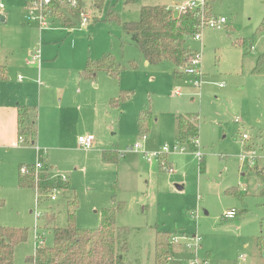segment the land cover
<instances>
[{"label": "rangeland", "instance_id": "1", "mask_svg": "<svg viewBox=\"0 0 264 264\" xmlns=\"http://www.w3.org/2000/svg\"><path fill=\"white\" fill-rule=\"evenodd\" d=\"M56 1L49 16L43 10L48 26L41 28L28 18L26 0H0V49H34L42 44L44 69L51 64L50 79L42 82L53 89L51 104L62 105L54 112L59 119L55 135L64 139L48 148L54 163L45 167L53 166L52 173L72 183L79 201L78 228L99 229L102 211L121 202L117 228L127 230L117 248L128 244L125 264H155L158 227L173 234H181L176 231L181 229L188 235L198 234L204 253L211 254V264H236L242 256L247 257L243 264H264V256H258L255 247V239L264 236V181L256 174L264 178V76L253 74L264 54V0H208L205 21L224 18L226 26L222 30L206 26L201 41L188 40L189 48L200 55L201 88L194 87L187 75L176 78L177 68L169 61L146 66L120 25L94 23L102 16L92 9L90 0H84L86 4L82 0L81 6L88 25L80 26L81 15L73 21L76 28L63 29L60 24L72 17L58 4L65 0ZM125 1L115 0L122 22L139 21L142 6H177L178 13V6L189 0H139L128 6ZM112 35L125 42L122 61L128 70L120 80L100 74L94 82L80 81L79 72L89 58L97 60L111 51ZM129 62L136 63L137 69ZM62 83L65 92L60 90ZM179 87L180 96L175 94ZM105 90L113 91V98L120 97L121 91L132 96L115 107L97 99V92ZM142 113L150 120L145 140L139 130ZM187 114L200 118L203 171L194 144L179 140L177 117ZM243 135L249 140H243ZM87 136L95 139L90 150L78 144L80 137ZM141 142L149 154L165 147L185 148L186 153L171 152L162 156V162L149 163L131 150ZM113 151L119 153L118 163L104 162L103 153ZM251 151L258 156L254 168L243 162ZM37 159L35 150H29L25 161L35 164ZM34 192L17 183L0 192L5 201L0 227L28 230V239L16 247L15 264H26L27 257L34 255L36 243L41 242L37 235L46 246L53 244L49 215L55 214V227L66 225V198L56 194L53 201L50 194L38 206L42 218L37 219ZM228 212H236L237 217L226 220ZM178 252L168 264H185Z\"/></svg>", "mask_w": 264, "mask_h": 264}, {"label": "trees", "instance_id": "2", "mask_svg": "<svg viewBox=\"0 0 264 264\" xmlns=\"http://www.w3.org/2000/svg\"><path fill=\"white\" fill-rule=\"evenodd\" d=\"M29 2L30 0H27V4ZM91 2L99 15L103 14L95 23L105 22L120 25L123 34L131 38L132 44L149 65H159L169 61L177 68L174 71L176 78H179L184 70L191 65L195 52L189 48L188 40L201 32L203 23L202 15L198 11L178 12V16L175 17V10H170L165 6H143L139 21L122 22L121 13L117 9L115 0H91ZM138 2L139 0H126L125 5H133ZM58 4L66 9L72 17L64 21L65 26L74 28L76 23L73 21L81 16L82 0H79L76 6H73L68 0L60 1ZM55 5L50 7L55 8ZM207 16L206 12V18ZM124 47L125 43L122 38L112 35L111 51L97 60L89 58L80 73L81 78L94 81L99 73L104 72L112 78L120 80L126 69L122 64ZM252 49L246 50V54ZM129 64L132 68L137 69L138 67L134 62ZM253 74L264 76V54L258 58L253 68ZM131 96V93L121 91L120 97L111 99L109 104L120 107ZM30 112L31 110L27 107L19 109V132L27 144H33L38 134L36 120L33 121L29 118ZM199 119V115L195 114L180 115L177 118L180 142L188 145L199 139ZM149 127V116L142 113L139 121L140 133L143 136L148 135ZM103 160L116 164L119 161V153L116 151L104 152ZM23 166L27 167V173L21 174L19 171L18 184L20 188L38 192L42 204L45 203V198L53 193L55 187L58 188L61 199L65 200L66 198V225L55 227L57 218L54 213L49 215L48 221L54 225V242L51 246L38 245L34 255L27 257L26 264H125L124 254L128 251V244H122L120 250L117 248L118 241L127 230L126 228H117V214L123 209V203L120 202L117 208L102 211L99 229L81 230L77 226L79 201L70 182L63 183L61 180L54 179L50 170L37 171L32 164L21 167ZM203 166L204 159L200 161L201 171H203ZM259 173L256 171L258 177L264 181ZM113 200L116 201V196L113 197ZM4 206L5 201L0 198V209ZM172 235L173 233L157 228L155 264H168L169 259H174L176 256L177 251L171 244ZM27 239L28 230L25 228L0 227V264H15L16 247ZM255 245L258 253L263 255L264 236L258 237Z\"/></svg>", "mask_w": 264, "mask_h": 264}, {"label": "crops", "instance_id": "3", "mask_svg": "<svg viewBox=\"0 0 264 264\" xmlns=\"http://www.w3.org/2000/svg\"><path fill=\"white\" fill-rule=\"evenodd\" d=\"M83 2L84 4H86L84 0ZM26 3H27V0H26ZM89 5L92 7L94 11L97 12V10L93 8L91 0H90ZM163 6L167 7L170 10H174V8H177V6H173V7H169L167 5H163ZM97 14L99 15L98 12ZM101 16H103V14ZM96 23H99V22H96ZM60 26L63 29L68 30V31H71L72 29L76 28V26L74 28H67L65 24L64 25L60 24ZM41 35L42 34L40 33V39H42ZM40 44L41 43H39V45ZM29 48H24V47L13 48V50L5 51V52H3L2 49H0V67H1V72H0V192L5 187H9V186L13 187L14 185H16V183L18 184L20 167L22 165H30V164H27L25 161L26 155L28 154L29 150H32L33 152L35 150V153L38 158L37 160L40 159L42 162H44L43 163L45 164L44 167L48 165L50 166V164L54 163V159L52 155L49 154L48 148H54V145L52 144L57 145L59 144V142L63 143V139H64L60 135H55L58 133L57 129L59 127L58 125L59 119L54 112L59 111L62 108V105H57L56 107H54L51 104L53 89L45 87V85L42 82L44 78H46L47 80L50 79L48 75H49L51 64L49 65V67H46L44 69L43 60H42L41 65L31 63L30 62L31 53H33L37 49H40L42 53V59H43V50H42V44L38 48L35 47L36 49L35 48L29 49ZM49 60L52 61L53 58H50ZM144 61L146 63V66H152V65H149V63L145 59ZM122 64H123V61H122ZM128 65L130 66V64ZM125 68H126L125 71H127L128 68L127 67ZM176 70L177 69H175V71ZM81 71L79 72V79L80 81H86L81 78V75H80ZM100 74L108 75L107 73H104V72H101L98 75ZM181 78H185V77L181 76ZM88 81L94 82L92 80H88ZM99 88L100 86L96 87V89H99ZM177 89L178 88H176L175 91ZM60 90L61 92L65 90V85L63 83H62ZM97 93H98L97 99H99L101 103L109 104V101H111V99H116V98H113L115 95H113V91H110V90H105V91L97 92ZM20 107L29 108L31 110L29 118L33 121L36 120V123H37L38 134L34 140V143L29 145L31 146V148H27L26 145L28 144L26 142L24 144H21L19 142V137H20L19 109ZM36 114H37V118L35 119ZM177 126H178V122H177ZM78 144H79V141H78ZM143 145L145 149V143ZM139 154L142 155V153H139ZM44 169H46V167ZM48 170L49 169H46L45 171H48ZM50 170H54V167L51 166ZM70 184H71V188L73 192L77 196V193L74 187L72 186L71 182ZM35 197H36V193H35ZM176 231L184 232V229L176 230ZM256 239H255V244H256ZM37 246L38 244L36 243V248ZM177 251H181L180 258L182 260L186 258V253L183 247L182 248L179 247ZM178 254L179 252L177 253V255ZM257 254L258 256H264V255H259V253ZM202 255L207 256L209 259L211 258V254L208 252L204 253V251H202ZM245 258L247 260L246 256ZM246 260L241 261L239 257L238 260L236 261V264H243L246 262Z\"/></svg>", "mask_w": 264, "mask_h": 264}, {"label": "built area", "instance_id": "4", "mask_svg": "<svg viewBox=\"0 0 264 264\" xmlns=\"http://www.w3.org/2000/svg\"><path fill=\"white\" fill-rule=\"evenodd\" d=\"M68 1L72 3L73 6H76L79 0H68ZM207 2L208 0H189L185 5L178 6V10H179L178 12H184L187 10L198 11L202 15V18H203L201 30H203V28H205L206 26L209 28L215 29V30H222L226 26V20L224 18H213L211 20L209 19L208 21H205V18H206L205 6ZM55 3L57 4L56 0H30V2L27 4L28 18L32 21H37L40 24L41 28L47 27L48 26L46 23L47 18H46V15L43 13V10H45L49 16L51 14L50 6ZM81 15H82V19H81L80 26H87L88 17L82 10H81ZM201 32L194 37L195 40L197 41L202 40ZM30 62L37 64V65H41L42 53L40 49H37L33 53H31ZM199 65H200V55L199 56L195 55V57L192 59L191 65L187 69L184 70V74L191 78L190 83L196 88H201L203 84V74L201 73L199 69ZM175 94L181 95L182 91L178 88L175 91ZM143 137H144L143 139L145 140L147 135ZM94 140L95 139L93 136L80 137L78 139L80 147L83 148L84 150H90L92 148V144ZM243 140L248 141L249 136L243 135ZM19 142L21 144H24L26 140L23 136H20ZM143 144L144 142L136 144L135 146H133V148H131V150L138 152V153H142L144 159L149 163H152L153 161H161L163 155L169 154L171 152L176 153V154L186 153L185 148L178 149L177 147H175L171 151V149L165 147L159 153L149 154L145 151ZM193 144L196 150L195 151L196 158L199 161H201L203 158V155L200 152L199 139L196 140ZM246 150L248 151L247 146H246ZM251 152H248L249 160L246 159V156H245L243 158V162H245V164H247L249 168H254L257 165L256 159L258 156L255 151H251ZM34 167L37 171L45 170L44 164L40 159L37 160V162L34 164ZM20 172L21 174H26L27 167L26 166L21 167ZM52 176L54 179L61 180L63 183H67L69 181L65 176H61V175L54 174V173H52ZM35 193H36V203H37L35 212H36L37 219H40L42 218V214L41 212L38 211V206L40 207L42 203L40 202V195L38 194V192H35ZM56 194L57 195L59 194V190L57 187L54 188L53 193H51V196H50V198L53 201H55L57 198ZM236 217H237L236 212H228L226 213L224 218L227 220V219H235ZM37 236L41 240V242H37V244L43 245L44 244L43 238L40 237V235H37ZM171 244L174 247L181 246L184 248V251L186 253V258L180 261L184 262L185 264H211L210 259L207 256L202 255L203 248H202L201 238L198 234L188 235V234H185L184 232H181V234L179 233L173 234L171 237ZM173 260L175 259H169V263L173 262ZM240 260L245 261L246 258L242 256Z\"/></svg>", "mask_w": 264, "mask_h": 264}, {"label": "water", "instance_id": "5", "mask_svg": "<svg viewBox=\"0 0 264 264\" xmlns=\"http://www.w3.org/2000/svg\"><path fill=\"white\" fill-rule=\"evenodd\" d=\"M177 16H178V13L176 12V13H175V17H177Z\"/></svg>", "mask_w": 264, "mask_h": 264}]
</instances>
